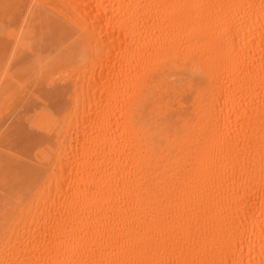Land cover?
Masks as SVG:
<instances>
[{
	"label": "bare ground",
	"instance_id": "bare-ground-1",
	"mask_svg": "<svg viewBox=\"0 0 264 264\" xmlns=\"http://www.w3.org/2000/svg\"><path fill=\"white\" fill-rule=\"evenodd\" d=\"M0 24L28 152L0 161V264H264V0H0Z\"/></svg>",
	"mask_w": 264,
	"mask_h": 264
},
{
	"label": "rangeland",
	"instance_id": "rangeland-1",
	"mask_svg": "<svg viewBox=\"0 0 264 264\" xmlns=\"http://www.w3.org/2000/svg\"><path fill=\"white\" fill-rule=\"evenodd\" d=\"M5 29H6V26L4 24H0V35H3L5 33V31H6ZM3 61L4 60H2L0 58V71L3 68V64H5V63H3ZM3 70H4V68H3ZM42 92H45V91L42 90ZM3 134H4V129L1 127L0 128V161L1 160H4V161L5 160H11L14 151L17 152L18 155H24V154L28 153L27 151L24 150V142L20 138H18L16 143L14 144L11 135H7L8 137L11 138V142H9V140L8 139L6 140V136H4ZM22 135L25 136L24 132H22ZM15 136L21 137L19 134H15ZM2 172H3V170L0 169V177H1Z\"/></svg>",
	"mask_w": 264,
	"mask_h": 264
}]
</instances>
